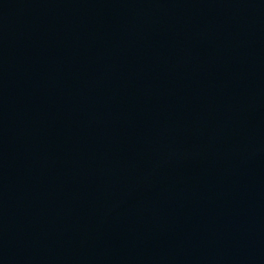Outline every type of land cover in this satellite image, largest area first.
Returning <instances> with one entry per match:
<instances>
[{
  "label": "water",
  "instance_id": "obj_1",
  "mask_svg": "<svg viewBox=\"0 0 264 264\" xmlns=\"http://www.w3.org/2000/svg\"><path fill=\"white\" fill-rule=\"evenodd\" d=\"M264 0H0V264H257Z\"/></svg>",
  "mask_w": 264,
  "mask_h": 264
}]
</instances>
